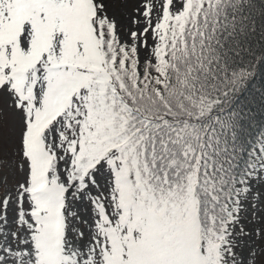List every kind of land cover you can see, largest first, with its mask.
Segmentation results:
<instances>
[{
    "label": "snow or ice",
    "instance_id": "1",
    "mask_svg": "<svg viewBox=\"0 0 264 264\" xmlns=\"http://www.w3.org/2000/svg\"><path fill=\"white\" fill-rule=\"evenodd\" d=\"M0 264H264V0H0Z\"/></svg>",
    "mask_w": 264,
    "mask_h": 264
}]
</instances>
